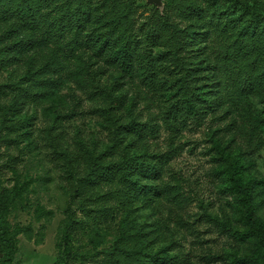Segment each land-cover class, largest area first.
<instances>
[{
    "label": "trees",
    "instance_id": "1",
    "mask_svg": "<svg viewBox=\"0 0 264 264\" xmlns=\"http://www.w3.org/2000/svg\"><path fill=\"white\" fill-rule=\"evenodd\" d=\"M224 1L166 0L163 12L155 7L145 17L138 0H0V72L13 67L20 74L18 82L0 85V102L14 95L15 110L39 106L68 82L99 104L107 122L110 143L105 153L81 154L85 166L70 204L93 222L69 209L54 264H78L74 241L101 219L120 217L113 245L95 263L179 264L153 247L157 232L137 219L139 208L159 206L170 195L183 197L163 187L167 167L179 156L170 155L174 142L164 154L147 149L163 128L176 138L188 125L230 115L237 125L245 120V128L260 135L257 150L264 148V112L257 117L251 102L264 104V15L238 14L248 0H226L232 10L223 13ZM107 69L118 71L157 108L151 123L121 115V105L130 112L134 103L119 95L118 80L102 85ZM231 182L238 227L231 220L222 226L247 251L234 264H264V179L237 176ZM12 206L0 190V264H14L20 236L34 240L31 225L11 224Z\"/></svg>",
    "mask_w": 264,
    "mask_h": 264
},
{
    "label": "rangeland",
    "instance_id": "2",
    "mask_svg": "<svg viewBox=\"0 0 264 264\" xmlns=\"http://www.w3.org/2000/svg\"><path fill=\"white\" fill-rule=\"evenodd\" d=\"M165 2L138 0L139 12L145 17L155 7L163 12ZM224 2L222 12H231V2ZM238 9V14L249 10L264 15V0H248ZM101 66L100 61L95 68ZM13 71L12 67L0 72V85L18 82L20 74ZM119 76L118 71L107 69L101 81L111 86L118 80L119 95L134 103L130 112L121 105V115L151 123V114L157 108L145 102L128 79ZM13 100L11 95L0 102V190L13 203L11 224L31 225L35 232L32 241L19 237L14 264H54L69 209L78 219L93 222L80 207L70 208V204L76 176L83 175L85 166L81 154L105 153L110 143L107 122L98 111L99 104L68 82L53 100L39 106L26 104L18 111L12 107ZM251 102L259 117L264 104L257 98ZM235 122L230 115L212 116L201 127L188 125L176 138L163 128L157 139L150 140V154L169 152L174 142L170 155L177 151L179 156L167 167L163 187L179 191L183 197L169 194L170 198L159 206L139 208L137 219L148 230L157 232L153 247L164 249L179 264H234V257L247 253L244 245L228 235L229 227L222 226L231 220L234 229L238 227V204L227 186L237 176L264 179V148L257 150L260 135L247 130L245 120H239L238 125ZM260 202L264 216V196ZM101 220L74 241L78 264H99L95 263L96 255L113 245L121 217L117 221ZM37 239L40 244L35 242Z\"/></svg>",
    "mask_w": 264,
    "mask_h": 264
},
{
    "label": "water",
    "instance_id": "3",
    "mask_svg": "<svg viewBox=\"0 0 264 264\" xmlns=\"http://www.w3.org/2000/svg\"><path fill=\"white\" fill-rule=\"evenodd\" d=\"M150 1H156V0H150Z\"/></svg>",
    "mask_w": 264,
    "mask_h": 264
}]
</instances>
